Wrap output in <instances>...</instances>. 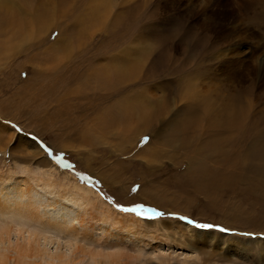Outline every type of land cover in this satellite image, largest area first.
<instances>
[{
  "label": "rangeland",
  "instance_id": "obj_1",
  "mask_svg": "<svg viewBox=\"0 0 264 264\" xmlns=\"http://www.w3.org/2000/svg\"><path fill=\"white\" fill-rule=\"evenodd\" d=\"M238 1L0 0V222H67L120 264H264V12L241 31Z\"/></svg>",
  "mask_w": 264,
  "mask_h": 264
},
{
  "label": "bare ground",
  "instance_id": "obj_2",
  "mask_svg": "<svg viewBox=\"0 0 264 264\" xmlns=\"http://www.w3.org/2000/svg\"><path fill=\"white\" fill-rule=\"evenodd\" d=\"M214 4H216L218 6L217 2H214ZM214 4H213L212 9H215V11H216L219 8L217 6H215ZM209 8H211V7H209ZM220 11H222V10H220ZM262 12H264V0H239L236 7H233V8L231 7L230 10L228 11V18H227L228 23H230L233 20H235V21L241 20V22L240 21L237 22V24H240V26L237 27V29L240 28L241 31L244 30V31L249 32L250 28H248L244 25L247 17L251 14H261ZM235 21H233V22H235ZM34 22H36L35 19H34ZM229 28H228V30L230 32H229L228 36L229 35L233 36L232 33L236 32L237 29L233 30V28H230V29H232V30H230ZM250 33H251V31H250ZM243 52H244V50L242 51V53ZM240 59H238V58L228 59L227 55H224V56L222 55L220 62L225 63V64L223 65V67L220 70H222V69L226 70L228 66L229 67H235L234 69L236 70V67L238 68L240 66L239 65ZM250 59H251V57H250ZM231 72H232V70H231ZM236 73H237L236 75L238 77V75L240 74V71L236 72ZM241 76H242V74H241ZM239 77H240V75H239ZM260 81H262V80H260ZM260 84H262V86L264 87V81H263V83L260 82ZM210 98H211V96H210ZM203 101H204V99H203ZM203 103H204L203 108L205 110H207L210 114H212L213 122H216V124H218L216 119H215L216 116L214 117V115H213V111L215 110L213 104L210 103L209 99H207V98H205V101ZM220 108H221V111L223 112L224 108L221 106H220ZM189 120H190V118H189ZM185 123H187V122H185ZM188 124H189V121H188ZM185 126L188 127L187 124H185ZM185 126L183 125L184 128H185ZM181 130L183 131L182 128H181ZM43 184H44V186H47V188H51L52 182L51 181H44ZM71 187L74 189V191H77L80 193L77 194L75 192V194H73V193L68 194L69 200H71L73 202H80L81 204H84L86 206L89 205L90 199L88 196H89V194L93 193L91 191V189H89L86 186L79 185V184H71ZM25 191H26V193L28 192L27 189ZM97 197H98V195H97ZM98 198L102 201L101 203L107 207V210H105L106 213L105 214L103 213V214L106 215L107 218H112L114 216V218L117 219V214L115 213L116 212L115 209L113 210V208H111V207L110 208L112 210L109 209V206L100 197H98ZM27 203L28 204H26V205H21V204L17 205V207H16L17 212L21 216L29 218V219L39 217V216H37L38 215L37 211H36L37 208L35 209L33 204H31L30 199L28 200ZM10 204H12V203H10ZM9 208H10L9 204L7 205L5 203L0 202V211L3 212V214ZM64 212H68V210L66 209L65 211H63V213ZM3 214H1V215H3ZM64 215H67L66 217H68V214L64 213ZM128 217L129 216H127V218ZM124 219H126V218H124ZM38 220H40V219H38ZM39 222H42V221H39ZM130 222L131 221H129V223ZM7 223L0 222V264H74L75 262H85L88 264H91V263H94V264H120V259H121V257H123V255H124L123 253L126 252V251L122 252L123 250L121 251V248L119 247V245L116 242L114 244L108 243L106 245V247H102L100 240L99 241L96 240V241L92 242L93 240L90 237H88V238L86 237V241H87V243H89L88 247H83V246H82V248L78 247V246H76V239L78 238V230L79 229H76L77 227L75 228V227L71 226L69 223L64 222V221L58 222L57 220L55 221V220L49 219L48 221H45V223H43L46 226L47 230L42 229V231H40L39 229L37 230L36 227H34V226L31 227L30 224L29 225L28 224H22V223L14 224L15 222L11 223V224H7ZM55 227L58 228L59 234L62 233L66 237V238H64L63 243H65L64 245L67 246V251L60 250L61 249L60 248V240H59L60 237H57V233L51 234L50 229L55 228ZM47 233H49V234H47ZM41 239H43V242H42L43 246L42 247H41L42 243H40ZM109 240H110V238H109ZM89 241H91V242H89ZM95 242L97 244L96 247L94 245H93L94 247H90V244L95 243ZM54 243H56V246L54 247V249H51L50 247L47 246L48 244L53 245ZM122 247H124V246L122 245ZM242 248L243 247L241 246V249ZM123 249H125V247Z\"/></svg>",
  "mask_w": 264,
  "mask_h": 264
},
{
  "label": "snow or ice",
  "instance_id": "obj_3",
  "mask_svg": "<svg viewBox=\"0 0 264 264\" xmlns=\"http://www.w3.org/2000/svg\"><path fill=\"white\" fill-rule=\"evenodd\" d=\"M13 128L16 129L17 132H20L21 130L16 126V125H13L12 126ZM35 139V138H33ZM149 138L148 137H145L144 138V142H146ZM41 147L45 149V151H48L49 155H51V151H49L46 146H44L43 144H41ZM57 160L59 162V157H57ZM64 167H68L67 164L64 165ZM119 207V206H118ZM122 211H125V212H135L137 215H143L145 212L147 211H152L151 209H143L142 206H136V207H132V208H123L121 209ZM157 215H162V213H157ZM183 219V218H182ZM201 227H212L211 225H201ZM225 229H222V231H224Z\"/></svg>",
  "mask_w": 264,
  "mask_h": 264
},
{
  "label": "trees",
  "instance_id": "obj_4",
  "mask_svg": "<svg viewBox=\"0 0 264 264\" xmlns=\"http://www.w3.org/2000/svg\"><path fill=\"white\" fill-rule=\"evenodd\" d=\"M52 154L50 155L51 157H53V158H56L57 159V156H59V155H57V154H53V152H51ZM60 155H62V154H60Z\"/></svg>",
  "mask_w": 264,
  "mask_h": 264
},
{
  "label": "water",
  "instance_id": "obj_5",
  "mask_svg": "<svg viewBox=\"0 0 264 264\" xmlns=\"http://www.w3.org/2000/svg\"><path fill=\"white\" fill-rule=\"evenodd\" d=\"M53 159H55V160H56V158H53Z\"/></svg>",
  "mask_w": 264,
  "mask_h": 264
}]
</instances>
